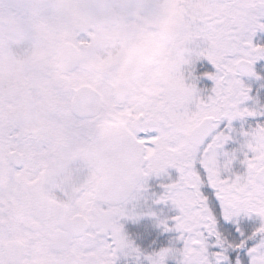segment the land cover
<instances>
[{
	"label": "snow or ice",
	"instance_id": "1",
	"mask_svg": "<svg viewBox=\"0 0 264 264\" xmlns=\"http://www.w3.org/2000/svg\"><path fill=\"white\" fill-rule=\"evenodd\" d=\"M174 8L149 62L154 0H0V264H264V104L245 83L264 79V0ZM162 175L154 202L176 214L159 224L177 236L146 253L121 221L156 215L134 202Z\"/></svg>",
	"mask_w": 264,
	"mask_h": 264
},
{
	"label": "rangeland",
	"instance_id": "2",
	"mask_svg": "<svg viewBox=\"0 0 264 264\" xmlns=\"http://www.w3.org/2000/svg\"><path fill=\"white\" fill-rule=\"evenodd\" d=\"M178 0H154L159 6V11L165 13L163 18L155 16L156 19L164 22H174L176 10L174 5ZM258 40L264 42V34H259ZM197 71L202 77L199 81V87L201 89H211L213 82L203 77L206 72L213 71V67L207 61H200L197 64ZM255 71L262 77H264V61H258L255 65ZM245 83L251 88L252 101H249V106H253L255 101L260 104H264V79L256 78H245ZM256 121H235L233 127L237 130L241 128H247ZM241 138L237 136L233 141L226 145V150H234L239 148ZM237 171H242V167L239 163L235 165ZM138 207V206H137ZM155 216L140 217L137 220H133L134 225L130 226V220L124 219L121 221L123 229L126 235L134 242L135 246L140 248L146 253L158 251L163 247L171 246L172 242L176 239L177 234L175 232H165L163 227L159 224V221L165 218L172 217L176 214V210L170 204L161 203L159 206L154 208ZM259 219L255 217L241 216L239 218V227L244 232H250L255 226H258ZM129 225V226H128ZM220 230L224 231L232 236H238L235 232L236 225L231 222L220 221ZM179 247V244L176 245ZM117 264H136V261L131 256L120 255L117 259ZM166 264H176V261L169 258Z\"/></svg>",
	"mask_w": 264,
	"mask_h": 264
},
{
	"label": "flooded vegetation",
	"instance_id": "3",
	"mask_svg": "<svg viewBox=\"0 0 264 264\" xmlns=\"http://www.w3.org/2000/svg\"><path fill=\"white\" fill-rule=\"evenodd\" d=\"M4 3H8V0H4ZM173 22H164L156 19L155 16L150 17L142 25L141 35L144 37V50L149 54V62L156 60V58L161 54L165 42L168 38V31ZM169 175L175 178V171L171 170ZM169 178L166 175L160 177H151L147 181L146 190L143 192L141 198L135 201V205L138 211H147L151 209L154 210L160 204H156L154 201L156 197L162 192V185L168 183ZM150 215H141L140 217H145ZM130 220V226L134 225L132 219ZM221 221H223L221 219ZM128 225V226H129Z\"/></svg>",
	"mask_w": 264,
	"mask_h": 264
}]
</instances>
